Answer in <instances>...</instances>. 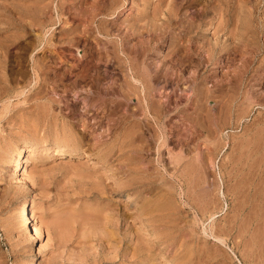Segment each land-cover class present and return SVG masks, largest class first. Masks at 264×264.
I'll list each match as a JSON object with an SVG mask.
<instances>
[{
  "label": "rangeland",
  "instance_id": "374dc122",
  "mask_svg": "<svg viewBox=\"0 0 264 264\" xmlns=\"http://www.w3.org/2000/svg\"><path fill=\"white\" fill-rule=\"evenodd\" d=\"M38 1L0 0V264H264V70L250 71L244 80L232 71L205 70L200 87L213 91L204 102L212 108L209 119L195 116V67L184 72L173 65V81L183 76L179 85H154L156 99H171L166 123L149 117L159 134L165 126L166 141L152 131L141 132L144 138L133 122L147 116L124 96L123 72L107 38L92 28L87 39L63 31L91 20L90 12L103 18L108 0H53L46 9L55 23L29 32L20 21L28 25L48 2ZM182 1L187 15H214L211 0ZM243 1L264 17V0ZM131 11L125 0L107 16L112 38ZM167 44L146 61L161 60ZM96 50L101 83L79 84L80 54L89 58ZM239 61L236 56L233 64ZM254 61H264V51ZM226 94L238 110H230ZM131 126L135 133L127 137L134 133L135 141L125 147L121 139ZM135 136L151 141L150 148ZM25 144L33 148L22 152L24 166L16 171ZM24 203L29 223L21 219ZM33 226L38 235L31 237Z\"/></svg>",
  "mask_w": 264,
  "mask_h": 264
},
{
  "label": "bare ground",
  "instance_id": "6f19581e",
  "mask_svg": "<svg viewBox=\"0 0 264 264\" xmlns=\"http://www.w3.org/2000/svg\"><path fill=\"white\" fill-rule=\"evenodd\" d=\"M43 1L44 0H39L38 1L39 5ZM52 1L53 0H48V2H46L45 4H43V5L41 4L42 6H39L38 3L35 2L39 6V7L37 6L39 9L38 8L36 9V14H35V12H33L35 16L32 18V22L30 20L29 21L30 23L28 25H26V23H22V19H23L22 17L24 15L20 14L19 17L22 18L20 21V26L25 27L30 32L33 30L34 25L35 26L37 25L38 28L40 27V29L43 28L44 26L49 25V24L53 25L55 23V21L53 20L54 18L52 19V17L49 15V13L47 14L48 9H46L47 7L51 6L50 3H52ZM128 1L130 2V8H133L134 12L131 11L133 13H131L130 16L127 15L125 17V15H124L125 18L122 17L123 19L121 21H119L120 23L118 22V28H116L118 32L113 33V36H115L116 38L115 37L112 38V36H111L112 30L107 25L106 20H107V16L113 15L116 12V9H118L120 6H122L125 3V0H108V1H106L105 5L103 6L104 13H105L103 15V18L97 17L96 12L94 14H92V12H90L91 13V18H90L91 20H88L89 22L87 20H85V21L83 20L84 22L81 21L83 23H78V24L72 23L68 27L66 26L63 29L64 33L72 36V38L77 37L79 39H81V38L87 39V37H85V36H86L87 32L88 33L90 32L88 29L92 28L93 30L95 29L103 37L107 38L109 43L112 45L111 46V47H113V50H112L113 55L112 56L114 57V61L117 65V67L123 72V76H124V80H123L124 84L121 83L122 85L126 86V88L124 89L125 90L124 96H126V98L128 97V99H130V98L135 99V103L137 104L136 106L138 107L137 109L138 110L140 109L139 111L142 110L141 112H142V115L144 114L143 116H145V117L147 116V118L145 120L142 119L143 122L140 120V118H139V121L135 120L133 122V125L135 126V128H136L135 130L137 131V133H135V131H133L132 126H131V129L128 128L131 130L130 132L127 130L125 131L126 133H124V135L126 134V136H125V138L121 139V142L123 141L121 144H124L125 147L126 146L131 147V145L134 144L135 140L133 137L135 134L143 136L141 133L143 131L144 132L145 131H152L153 136L156 135L157 133L159 134L158 127H156L157 129H155L154 128L155 126L150 125L149 117L155 119L156 124L157 123H160V124L166 123L165 118H167L169 113H170L169 107L171 104V102H170L171 99L169 100L167 98L164 101H161L158 98L156 99L154 97V95H155L154 94V91H155L154 85H156V83L161 81V80H164L165 84H168V85H170V84L179 85V82H181L183 80V76L181 74H179L177 76V79L175 81H173L175 79V78L172 79V75H171L172 74V72H171L172 68L171 67L173 65L179 64V66L182 67L181 70L184 72L186 70L188 71L190 66L195 67V69L193 68L194 73L192 72V75L197 73L195 76L194 75L192 76L193 77L192 85H195V87L192 90L194 93V96H193V98H194L193 103L195 104L194 108L196 109L195 112L197 113L195 116H197V117L198 116H204V117L206 116V118H209V119L211 116L209 112L211 111L212 108H208L209 106L205 107V105H207V104L204 102H206L208 100V98L211 96L213 91L212 90L211 91L205 90V89L201 88L202 87L201 85L205 84L204 82H206V81H204L205 77L203 76V73L205 70L211 69L213 71V73L216 72L217 70L218 71L221 70L225 73L232 71V72H234L235 76H236V74L238 75L236 77H239V75H240L243 80L250 71L264 70V61H260L258 64L254 63L255 62L254 57L259 55L262 51H264V17L259 18L258 16L255 15V7H256L255 4L251 5L252 8H250L247 6V4H245L246 2L243 0H211L214 15L207 19L206 13H202L199 16L187 15L186 10H185V5H184L182 0H180V1H177V0H128ZM62 3L63 2H61V4ZM199 3H200V0H193V2H192L193 5H196ZM207 6L208 5L206 4L205 7L207 8ZM37 10H38V13H37ZM32 11H34V10L32 9ZM90 13H87L85 15H88V17H90V15H89ZM30 14H32V13L30 12ZM216 15H217V17H219L218 22L217 21L214 22V20H213L214 18H216ZM263 15H264V11H263ZM20 18H19V20H20ZM86 19H88V18H86ZM94 22H96V23L94 24ZM84 23H86V24H84ZM81 25L83 28H81ZM221 32H222V34H221ZM23 34L26 35L25 32ZM144 34L147 35V38L146 37L143 38ZM29 36H28V38H29ZM39 37L41 39V36H39ZM69 39L71 40V37ZM134 39H136V40H134ZM167 41H168V44H167ZM164 42H166V43H164ZM45 43H47V42H45ZM165 44H167L166 45L167 50L162 51V57L163 58L161 60L155 61L152 58L151 60L146 61V59L149 58L151 56V54L159 53V50L161 48H163L165 46ZM45 47H46V44L44 46H42V48H45ZM93 49H95V47ZM95 52H96V54L89 55V58H86L87 56L83 57L80 54L79 58H80V62L83 64V66L81 65L83 67L82 68L83 70L81 72L79 70H78L79 72H76V73H80V74H78L79 77H77L78 78L77 81L79 82V84L80 83H87V82L91 81L89 83H92L95 86L97 85L99 87V84L101 83V80L103 78V75L101 74V69L99 66L102 58L100 57V54H99V52H97V50L94 51V53ZM236 56H239L241 62L239 61L240 63L233 64V60L235 59ZM223 57H227L228 61L226 63H221V59ZM251 57H252V59H250ZM166 61H170L171 62L170 65H167L165 63ZM39 64L40 63L38 62L37 65L36 64L35 65L38 69H42L43 65L42 64L39 65ZM201 68H203L202 72H200ZM92 70H93V73L95 75L92 74V72H91ZM189 70L191 71V68ZM182 71H180V72H182ZM195 71H196V73H195ZM91 74L93 76H91ZM62 75L63 76H61V78L62 77L64 78V76H66L65 74H62ZM211 75H212V72H211ZM242 75H243V77H242ZM232 76H234L233 73H232ZM89 78H92V79L90 80ZM236 79L239 80L240 77H239V79L238 78H236ZM216 80H218V79L216 78ZM2 82L4 83V80ZM8 82H7V84H8ZM42 84H43V82L38 83V85H42ZM190 84H191V82H190ZM4 85H6V83H4ZM82 85H85V84H82ZM122 85H120V87ZM233 87H234V85H233ZM110 88H113V87H110ZM122 88H124V87H122ZM95 92L96 91H94V93ZM106 93L108 94L109 92H106ZM94 96H96V94ZM111 96H113V94ZM230 96H231L230 94H226V97H227L226 102L229 105H231V107H229V108H230V110H232V108L234 106H236V103L235 104L231 103L232 97H230ZM109 97H110V95H109ZM248 97H251V96H248ZM90 98H92V97H90ZM103 98H108V97H103ZM113 98H111V100ZM236 100H237V98H236ZM112 101L114 102V100H112ZM115 101H117V99ZM250 102H251V100H250ZM118 103H120V102H118ZM249 104H251V103H249ZM120 106H121V103H120ZM120 106H118V107H120ZM237 106H238V104H237ZM127 107H129V105H127ZM174 107H176V106H174ZM113 108L116 109V107H114V106H113ZM206 108H208V109H206ZM229 108H227V109L229 110ZM137 109L134 110L135 112L132 111L133 110L132 109L131 115H134V113H136ZM181 109L179 108V110H181ZM224 109L227 110L224 107L222 109L223 112H224ZM236 110H238V109H236ZM236 110H235V112H236ZM204 111H206V114H204L205 113ZM239 111H237V113ZM235 118H236V116H235ZM258 118H260V117H258ZM237 119H238V116H237ZM237 119H235V120L237 121ZM260 120H262V119H260ZM235 124H236V122H235ZM262 126H264V125L262 124ZM159 127H160V132L163 135L162 136L163 141H166L165 126L160 125ZM249 128L250 127L248 126V129ZM260 128L262 130L263 127H261V125H260ZM132 131L135 134L133 133V135H131V136L129 135L130 138H128L127 137L128 134H130ZM246 131H245V133H246ZM161 133L159 135H161ZM250 134H251V132H250ZM250 134H249V137L251 136ZM257 135H258V137L261 136L259 134H257ZM82 136H84V135H82ZM135 137L141 138L142 142L140 141V143H142V145H141L142 148H144V149L150 148L151 141H149L148 139H144L145 138L144 136H143L144 138L139 137V136H135ZM154 137H153V139H154ZM262 137H264V136L262 135ZM138 138H136V139H138ZM251 138H252V136H251ZM255 138L256 137H254V140H255ZM79 139L80 138H78L77 140L79 141ZM254 140H252V141H254ZM72 141H73L72 143H74V141H75L74 138L72 139ZM213 141L214 140H212V143H213ZM261 141H262V139H261ZM76 143H79V142H76ZM80 143H81V141H80ZM249 144H247V145H249ZM251 144L253 145V143H251ZM74 145H75V143H74ZM92 145H93V143H92ZM215 145L216 144H214V146ZM247 145H246V147H247ZM122 146L120 145L119 147H122ZM124 146L122 148H124ZM141 146H138V147L140 149H142ZM252 147H255V144ZM32 148H33V144H30V145L25 144L23 147L20 148V150L18 152V163L16 165V171L22 169L24 166V161H23L24 155L22 154V152L26 151V150H31ZM239 148H241V147H239ZM76 149L77 148H74V151ZM215 150H216V148H215ZM248 151L250 152V150H248ZM78 153L79 152H73V153H71V156L76 157V156H78ZM240 153L241 152H239V154ZM84 154L86 155L85 157H90L92 155L91 153H89V151H86V152L84 151ZM250 157L252 158V156H250ZM181 158H183V157H181ZM239 158H241V157H239ZM239 158H237V159H239ZM262 158H264V156ZM244 163L245 162H243V164ZM241 165L242 164H240V166ZM247 165H248V163H247ZM190 166H192V165H190ZM246 170H247V168H246ZM263 170H264V168H263ZM261 174H262V171H261ZM261 174H259V175H261ZM135 184H137V183H135ZM143 184L141 182V185H143ZM255 191H257V190H255ZM124 195H125V197H127L126 199L128 201H130L129 200L130 196L128 194H124ZM21 219L24 223L31 222V219L29 216V204H27V205H26V203L23 204V207L21 210ZM32 229H33V233L30 236L31 237L37 236L38 232H37L35 226H33Z\"/></svg>",
  "mask_w": 264,
  "mask_h": 264
}]
</instances>
